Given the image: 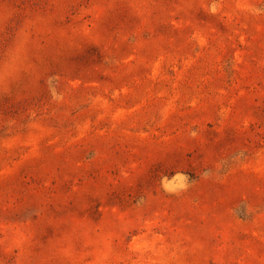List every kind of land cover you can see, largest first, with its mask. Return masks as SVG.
Here are the masks:
<instances>
[{"label": "rangeland", "instance_id": "1", "mask_svg": "<svg viewBox=\"0 0 264 264\" xmlns=\"http://www.w3.org/2000/svg\"><path fill=\"white\" fill-rule=\"evenodd\" d=\"M0 264H264V0H0Z\"/></svg>", "mask_w": 264, "mask_h": 264}]
</instances>
